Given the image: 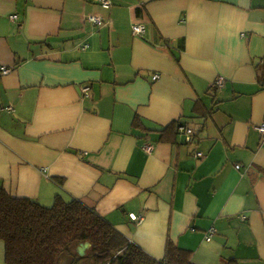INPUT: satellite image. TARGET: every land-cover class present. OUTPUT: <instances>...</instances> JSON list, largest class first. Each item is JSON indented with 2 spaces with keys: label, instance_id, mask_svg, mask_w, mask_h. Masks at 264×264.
Wrapping results in <instances>:
<instances>
[{
  "label": "crops",
  "instance_id": "obj_1",
  "mask_svg": "<svg viewBox=\"0 0 264 264\" xmlns=\"http://www.w3.org/2000/svg\"><path fill=\"white\" fill-rule=\"evenodd\" d=\"M109 1L0 0V188L156 260L264 264V0Z\"/></svg>",
  "mask_w": 264,
  "mask_h": 264
},
{
  "label": "trees",
  "instance_id": "obj_2",
  "mask_svg": "<svg viewBox=\"0 0 264 264\" xmlns=\"http://www.w3.org/2000/svg\"><path fill=\"white\" fill-rule=\"evenodd\" d=\"M0 240L7 264H191L188 254L168 249L150 257L109 222L78 200L57 196L53 206L9 195L0 188ZM90 244L89 255L74 250Z\"/></svg>",
  "mask_w": 264,
  "mask_h": 264
},
{
  "label": "built area",
  "instance_id": "obj_3",
  "mask_svg": "<svg viewBox=\"0 0 264 264\" xmlns=\"http://www.w3.org/2000/svg\"><path fill=\"white\" fill-rule=\"evenodd\" d=\"M97 1H98L99 3H101V4H102L104 7H106V8H108V7L111 5V3H110L109 0H97ZM11 18L14 19L15 16H11ZM89 20H90L92 23H94V24H96V25H98V26L103 25V21H102V19H100V18H98V17H90ZM133 32H134V34H136V35H142V34H144V32H145V28H144V26L141 25V24H135V25H133ZM1 70H2V72H3L4 74H7V73L10 72V69H8V68H6V67H2ZM157 78H158V76H155V77H154V79H157ZM215 85H216L217 87H222V86L224 85V79H223V78H219V79H217L216 82H215ZM83 93H84L86 96H88V95L90 94L89 87H84V89H83ZM9 109H11V108H9ZM256 129L258 130V132H260L262 135H264V123L261 124V125H259V126H257ZM185 131H186V130H185ZM191 132H192V131H191L190 129L186 131V133H187L188 135H189ZM189 139H190V138H189ZM145 149H146L148 152H151V150H152V145H146ZM199 155H201V154H199ZM240 167H241V165H236V168L239 169ZM132 219L135 220V221H137V222H140V221L142 220L141 217H137V216H134V215L132 216ZM214 232H215V229H213V228H211V229L209 230L208 235H207V237H206L208 241L211 240V238H212Z\"/></svg>",
  "mask_w": 264,
  "mask_h": 264
},
{
  "label": "rangeland",
  "instance_id": "obj_4",
  "mask_svg": "<svg viewBox=\"0 0 264 264\" xmlns=\"http://www.w3.org/2000/svg\"><path fill=\"white\" fill-rule=\"evenodd\" d=\"M89 248L90 247L87 244H83L79 246V248L76 247L74 250H76L80 255L83 254L84 256V255H89L90 252ZM61 264H69L68 258H64L63 260H61Z\"/></svg>",
  "mask_w": 264,
  "mask_h": 264
},
{
  "label": "flooded vegetation",
  "instance_id": "obj_5",
  "mask_svg": "<svg viewBox=\"0 0 264 264\" xmlns=\"http://www.w3.org/2000/svg\"><path fill=\"white\" fill-rule=\"evenodd\" d=\"M83 244H84V243H83ZM83 244H82V243H80V244H78V245H77V247L79 248V246H81V245H83ZM82 256H83V254H82Z\"/></svg>",
  "mask_w": 264,
  "mask_h": 264
},
{
  "label": "water",
  "instance_id": "obj_6",
  "mask_svg": "<svg viewBox=\"0 0 264 264\" xmlns=\"http://www.w3.org/2000/svg\"><path fill=\"white\" fill-rule=\"evenodd\" d=\"M90 247V244H87Z\"/></svg>",
  "mask_w": 264,
  "mask_h": 264
}]
</instances>
